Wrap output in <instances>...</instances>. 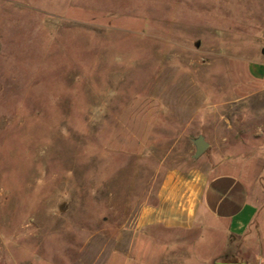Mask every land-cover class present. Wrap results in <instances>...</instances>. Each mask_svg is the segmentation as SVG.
Returning <instances> with one entry per match:
<instances>
[{
    "label": "rangeland",
    "instance_id": "1",
    "mask_svg": "<svg viewBox=\"0 0 264 264\" xmlns=\"http://www.w3.org/2000/svg\"><path fill=\"white\" fill-rule=\"evenodd\" d=\"M222 162L259 214L195 264H264V0H0V264H123L166 174Z\"/></svg>",
    "mask_w": 264,
    "mask_h": 264
},
{
    "label": "crops",
    "instance_id": "2",
    "mask_svg": "<svg viewBox=\"0 0 264 264\" xmlns=\"http://www.w3.org/2000/svg\"><path fill=\"white\" fill-rule=\"evenodd\" d=\"M223 164L170 170L156 199L139 208L138 236L110 244L122 248L108 252L123 253V264H195L196 244L205 230H221L241 241L259 207L242 173Z\"/></svg>",
    "mask_w": 264,
    "mask_h": 264
},
{
    "label": "water",
    "instance_id": "3",
    "mask_svg": "<svg viewBox=\"0 0 264 264\" xmlns=\"http://www.w3.org/2000/svg\"><path fill=\"white\" fill-rule=\"evenodd\" d=\"M194 143L196 145V151L194 156L199 157L204 151L209 147V142L206 140L204 135H199L194 139ZM216 264H241V263H216ZM260 264V263H256Z\"/></svg>",
    "mask_w": 264,
    "mask_h": 264
}]
</instances>
